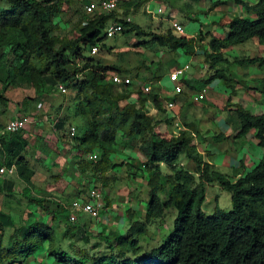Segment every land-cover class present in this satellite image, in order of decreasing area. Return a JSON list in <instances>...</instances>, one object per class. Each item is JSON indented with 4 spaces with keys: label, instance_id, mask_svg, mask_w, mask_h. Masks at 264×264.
I'll list each match as a JSON object with an SVG mask.
<instances>
[{
    "label": "trees",
    "instance_id": "1",
    "mask_svg": "<svg viewBox=\"0 0 264 264\" xmlns=\"http://www.w3.org/2000/svg\"><path fill=\"white\" fill-rule=\"evenodd\" d=\"M235 2L252 18L234 17L226 25V38L211 37L204 54L205 63L216 71L208 82L215 78L227 84L232 81L228 69L230 61L224 50L253 39L264 46V0H256L254 4L245 0ZM89 3L90 0H0V81L7 86L30 84L35 87L37 94L29 100L37 107L39 103L49 106L57 87L64 85L68 92L59 95L64 96L66 103L59 106V111L65 106V115L50 121L81 155L80 175L88 171L97 180L104 181L108 173L122 167L126 178L144 181L150 192L146 220L143 224L132 221L126 237L118 231L94 235L102 242H99L100 250L95 252L87 245L76 244L87 243L90 236L84 226L70 225L71 213L64 215V206L58 205L53 211L45 205L46 198L31 196L28 191L25 198L29 207H39L43 218L37 219L38 216L28 212L23 223L15 224L9 214L0 210V264H25L45 246L52 264H264V114L253 115L241 106L236 110L241 126L239 137L256 131L258 146L263 151L259 164L239 178L214 170L193 144L195 136L190 125L167 136L159 131V125L165 120L156 121L151 117L147 103L150 101L163 114H167L168 108L158 94L145 93L143 85L149 80L142 77L139 84L126 86L112 82L113 73L133 80L140 78L142 71L138 70L148 69L145 63L132 71L119 65H104L97 54H91L95 47L99 51L106 47L103 41L112 21L124 24L123 34L134 32L146 38L136 45L138 47L154 45L173 52L186 49V53L191 54L195 39L182 37L172 29L164 33L145 31L133 22L120 21L117 12L87 14L85 6ZM224 4L218 0L212 8ZM67 19L69 25L63 23ZM130 24L134 27L130 28ZM196 39L202 41V35ZM244 63L264 68V58L241 59L240 65ZM218 66L222 68L217 69ZM158 72L159 69L152 73L150 81L154 84L161 78ZM0 101L8 102L4 91L0 93ZM28 103L24 101L18 106ZM8 110L0 109L1 114ZM39 116L43 119V115ZM74 119L84 125L83 134H79L78 120ZM170 124L174 127V118L169 120ZM40 125L36 123L35 128L38 130ZM72 127L77 129L74 137L70 136ZM35 131L29 126L23 133L0 136V168L15 167L25 190L34 186L35 171L28 160L29 152L34 151L31 140H43L35 137ZM127 147L138 150L144 161L121 160L123 149ZM95 154L97 158L91 159ZM181 155L188 158L191 170L177 169ZM9 176L0 179L1 195L12 196L15 192L16 183L6 179ZM213 182L231 193V211L218 206L211 215L203 211L207 184ZM103 188L107 187L103 185ZM161 195L166 198L163 200ZM170 208L178 213L174 231L157 249L131 262L127 256L138 252L139 238L147 233L146 226L152 219H163ZM127 215L128 219L133 216L130 211ZM45 217H51L50 221ZM65 222V234L73 232L69 249H64L57 238V228ZM7 228L12 229L9 236ZM103 243L106 250L101 249Z\"/></svg>",
    "mask_w": 264,
    "mask_h": 264
},
{
    "label": "crops",
    "instance_id": "2",
    "mask_svg": "<svg viewBox=\"0 0 264 264\" xmlns=\"http://www.w3.org/2000/svg\"><path fill=\"white\" fill-rule=\"evenodd\" d=\"M101 0H90V3H98ZM246 1V0H245ZM249 1V0H248ZM153 2V0H120L119 1V7L117 14H122L119 17L124 16H130V14H136L138 12H142L143 14H149L148 9L146 11L142 10L145 8V5L148 3L150 4ZM182 2V0H176L175 6L172 8V13L175 15L180 14V8L179 4ZM223 2V1H222ZM250 2V1H249ZM224 5H218L216 8H210L208 9L209 14H216L221 13L222 18L220 22H211L212 26L214 27L213 31H207L203 32L202 29L197 31H188L186 25L179 21L177 18H173L172 16L169 21V28H164L163 25H161L158 29L155 28L154 30H147L142 28L138 23L135 26H139L141 29H144L145 31H151L154 33H164L168 29H172V22L176 21L183 25L186 32L184 36L189 39H195V44L193 47V51L191 54L186 53V49H180L175 52L167 49V48H161L165 51L166 57L169 60H174L176 63L174 66L170 69L169 72L166 73V77L169 80V75L171 72H173L175 69L185 65L189 64L191 66V69L189 72L185 74L184 77L181 79V84L184 86L183 93L177 94L174 91V86L170 82L171 90L166 92L165 87L162 86L161 81L158 80L157 83H153L150 80L152 79V74H145L143 76L144 80L149 82L144 83V85H151V91L154 94L159 95V99L164 105H166L167 102H174L176 108H181V106L192 99L194 101V96L201 91V89L197 90L195 87V82L197 81H205L210 85L205 86L207 88V96L203 101L208 103V105L205 106L207 111L213 112L214 116L209 121L204 120V117H199L198 120L194 117L180 119L178 118L176 112L174 117H170L167 114H163L159 111H157L152 103L149 101L147 103V109L149 111V115L153 118H155L156 121H164L166 134H177L180 129H185L186 127H189L187 125H190V128H192L191 133L195 136V145L197 149L205 155V157H208L209 159L215 160L218 158V161L220 162V168H227L226 173H229L233 176H237L239 178L242 176L243 173H245L246 170H250L254 168V165H257L262 157H263V151L260 149V158L258 156L251 155L248 156V154L240 155V153L244 150H246V146L248 143L253 141V139L256 138V131L251 130L246 135L240 136L241 133V126L236 116V110L237 106H241L244 109L251 112L253 115H263L264 114V87L263 91L260 92L257 87L260 82L264 83V68H260L257 64H247L244 63L243 65H240L241 59H247V58H253V57H240L238 54H236V48L241 47H233L227 50H224L225 57L229 59L230 65L228 66V69L232 76V81L228 85H232V94L230 95L228 93V88L224 84L226 83L224 80H220L218 78L212 79L210 82H208L209 77L211 78L216 70H210L207 64L205 63V51L209 48L211 37L226 38V25L231 21L234 17H250L252 16L248 15L243 7L239 4L237 5L235 0H230L228 2H225ZM87 4V5H89ZM147 4V5H148ZM86 5V6H87ZM204 5V4H203ZM85 6V7H86ZM160 9V8H159ZM158 9V10H159ZM204 12V11H203ZM227 16L226 21L223 20V17ZM190 21H195L197 18L194 13H191L188 16ZM133 21V20H132ZM222 28L223 33L218 34L219 29ZM199 35H202V41L200 39H196ZM143 41V40H141ZM254 45L257 46V48L261 52H257V56L264 58V49H262L261 45L259 44L257 39H253ZM246 44V43H245ZM150 47L156 49L154 45H149ZM153 49V50H154ZM99 53V52H98ZM97 53V54H98ZM182 54H185L187 56V59L183 62H180V60L177 61L178 58L181 57ZM154 57L156 60L154 61L155 65L158 64V66L165 61L164 58H159L154 54ZM123 66V65H122ZM139 65H130V66H123L128 70L136 71ZM254 68V72H247L250 70V68ZM222 68V66H218L217 69ZM149 69V68H148ZM145 69L138 70V71H144ZM147 71V69L145 70ZM241 73L243 75H241ZM160 75V73L158 72ZM208 75V76H207ZM161 79V78H160ZM136 83V82H135ZM227 84V83H226ZM218 89V91H216ZM258 90V91H257ZM54 99L50 98L49 102H53ZM10 106V105H9ZM167 107V106H166ZM66 107L63 106V108L59 111L58 109V115L56 116L55 120L59 117H63L65 115ZM53 112V111H52ZM47 114V113H46ZM1 115V111H0ZM21 112L16 113V116H13L12 118H8L6 122L0 121V127L1 125H6L10 120L17 118L18 116H21ZM37 115L40 119L39 123L40 128L35 131V137H41L43 140L40 139H32L31 140V147L34 149L32 152L31 150L28 156V160L30 161L31 166L33 167L35 171V177H34V186L32 187L33 196L37 197H44L46 198V203L51 210H56L58 205H62L65 208H70L73 202L75 201H87L89 197V193L91 190L96 188V184L94 181L100 183V180H97V178L93 177L90 172H82L83 174L80 175L79 169V161L82 160L81 155H78L77 150L74 147V144L70 142V140L64 138L62 133L58 132L54 124L52 122L50 123L49 120L45 122L44 119L40 118V111L37 108ZM174 118V127L169 125V120ZM237 119V120H236ZM78 120V119H74ZM45 122V123H44ZM47 123V125H46ZM177 124L181 126H177ZM47 130H49L47 132ZM164 132V129L162 130V134ZM52 134L53 138L48 137V135L45 136V134ZM67 133V132H66ZM164 135V134H163ZM258 142V141H257ZM53 143L54 150H51L49 148V144ZM194 144V143H193ZM222 144V146H220ZM238 148H236V146ZM259 147V146H258ZM246 153V152H245ZM84 158V157H83ZM46 160V162H45ZM47 165V166H46ZM49 167L50 169L48 170ZM218 167V166H217ZM36 168V169H35ZM84 169V168H83ZM118 169L116 168L113 172H110L107 174V177L110 178L115 174ZM121 170V169H120ZM122 175V173H121ZM228 175V174H227ZM14 176H17L15 173ZM230 176V175H229ZM9 177H13L10 175ZM70 177V178H69ZM123 177H125V174H123ZM2 177L0 178L3 180ZM72 179V180H69ZM139 181L141 179H138ZM24 184V183H23ZM103 191H100V194L103 196L105 200V206L104 207V215H102V218L99 221H96L97 224L93 225L94 230L99 229L98 223H104L109 225V230L106 233H110L114 231L115 229H118L116 226L114 227L113 220H117V216H121V211L124 210V219H128V212L130 211V214H132L134 206L131 205L128 208V197L117 194L114 198L111 195V198L109 199L108 191L103 188V184H100ZM22 187V186H21ZM26 186L24 184V188L22 187L20 190L17 189V186H15V192L12 196H8L11 199L15 197H23L25 198L26 193L29 191L26 189ZM30 189V188H29ZM25 191V192H24ZM98 191V190H97ZM35 194V195H34ZM108 199V200H107ZM111 200V202L109 201ZM120 200L127 205V208L123 209L121 208ZM28 201V200H27ZM109 202V203H107ZM29 206V205H28ZM29 209V208H28ZM130 209V210H129ZM1 210V209H0ZM17 210V209H13ZM41 210V209H39ZM3 211H6L5 208H3ZM12 211V210H11ZM36 211V208H35ZM26 212V211H25ZM23 214L22 217L16 218L11 213H7L11 216V220L15 224L23 223L24 220L27 218L28 212ZM34 216H38L37 219L43 218V214L36 213L33 211H30ZM40 215V216H39ZM85 214H78L77 221L71 222L72 224H75L78 222V219L83 220L81 224L85 225L84 221L86 219L84 218ZM89 216V215H87ZM113 216H116L115 219H113ZM90 217V216H89ZM90 221L94 222L95 219L90 217ZM51 217H45V220L48 222L50 221ZM111 220V221H110ZM113 223V224H112ZM101 225V224H100ZM59 230H63L66 228V226L63 227V223L58 227ZM104 229V227H103ZM99 230H102L99 229ZM119 231V230H118ZM101 232V231H100ZM99 231H96L95 235L100 233ZM12 233L11 228L6 229V235L9 236ZM65 233V232H64ZM46 248L44 247L42 251L38 253L35 257H33L28 264H48V255L46 254ZM66 249V248H64ZM49 264H52V261L49 260Z\"/></svg>",
    "mask_w": 264,
    "mask_h": 264
},
{
    "label": "rangeland",
    "instance_id": "3",
    "mask_svg": "<svg viewBox=\"0 0 264 264\" xmlns=\"http://www.w3.org/2000/svg\"><path fill=\"white\" fill-rule=\"evenodd\" d=\"M176 0H153L150 4H146L145 8L142 10L146 11L148 9L149 14H143L142 12H138L136 14H130V16L133 19V24L137 25L138 23L142 28L147 30H154L155 28H159L161 25L164 26V28H169V21L170 17L177 18L179 21L184 23L186 27L188 28V31H199L202 29L203 32L207 31H213L214 27L212 26L211 22H220L222 18L221 13L216 14H209L208 9L212 8V5L215 3V1L218 0H182L179 4L180 8V14L175 15L172 13V8L175 6ZM223 2H228L230 0H220ZM248 1V0H246ZM251 4H254L256 0H249ZM204 4V5H203ZM68 8V7H67ZM161 8L163 10L162 13L158 12V9ZM204 11V12H203ZM194 13L196 16L195 21H190L188 16ZM122 14H119L121 16ZM227 16L223 17V20L226 21ZM63 23H66L69 25L68 19L65 20ZM130 28L134 27L132 24L129 25ZM63 33V32H61ZM223 33L222 28L219 29L218 34ZM146 38H141L136 36L134 32L132 33H126V34H119L114 38H105L103 41L104 45L106 47H101L99 53L97 54V58L100 60V62L104 65H119V66H130V65H139L138 67L142 66V63H145L149 69L147 71H142L140 78H137L134 80V84H139V82L142 80V77L144 76V72L146 74H152L155 73L159 69V73L161 75V84L165 87V91L168 92L171 89L170 82L168 81L166 77V73L170 71V69L174 66L176 61L169 60L166 57L165 51L159 47L156 49L148 46V47H138L136 46L141 40H145ZM156 47V46H155ZM262 49H264V46H262ZM154 49V50H153ZM257 52H261L257 46L254 45V41L250 40L246 42V44L241 45V47L236 48V54H238L240 57L248 56V57H255L257 56ZM154 54L158 56L159 58H164L165 61L161 63L159 66L158 64L155 65L154 61L156 58L154 57ZM187 59V56L185 54H182L180 58L177 59L180 60V62H183ZM247 72H254V68H250ZM241 75H243L241 73ZM208 76V75H207ZM132 79V78H131ZM210 79V77H209ZM208 79V80H209ZM136 82V83H135ZM228 88V93L232 94V85H228L224 83ZM195 87L197 90L202 89L206 85L210 87L208 83L205 85V81H197L195 82ZM257 89L262 92L264 83L257 84ZM7 89V90H6ZM257 90V91H258ZM1 91H4L6 94V99H8V102L5 104L4 102L0 101V109L5 110L9 109L5 114L0 115V121L6 122L8 118H12L13 116H16V113L21 112L22 113H30L31 116L36 117L37 115V104L31 103L29 99L34 98L37 94V90L35 87H33L30 84H24L21 87H14V86H7L6 83H3L0 81V93ZM218 91V89L216 90ZM70 97L72 98V94L70 92ZM53 99V98H52ZM24 101H28V105H22L18 106L20 103H23ZM65 102L64 96H60L58 93H55L54 100L52 103H50L49 106L46 105L45 113L49 116L50 120H55L56 116L59 114L58 109L59 106L63 105ZM32 104V105H31ZM52 104V105H51ZM69 104V103H68ZM10 105V106H9ZM208 105L205 101L195 102L189 100L182 105L181 108H174V109H167V113L170 117H174L175 113L177 114L178 118L180 119H186L194 117L198 120V118L201 116L204 117V120L209 121L211 118H213L214 114L211 111H207L205 106ZM71 108V106H70ZM53 111V112H52ZM176 116V115H175ZM200 119V118H199ZM237 120V119H236ZM51 123V121H50ZM76 123L79 126V134L84 133V125L80 120L76 121ZM35 125H32L35 128ZM47 125V123H46ZM165 124L159 125L158 129L162 133V130L164 129L163 134L167 136L166 130H165ZM181 126V125H180ZM182 130V129H180ZM49 130H47L48 132ZM68 133V132H67ZM48 135V137L53 138L52 134L46 133L45 136ZM45 139V138H43ZM55 139V138H53ZM195 141V138H194ZM193 141L194 145L195 142ZM53 143L49 144V148L51 150H54ZM196 146V145H195ZM222 146V144H220ZM239 145L236 146L238 148ZM246 150L242 151L240 155L248 154V156H258L260 158V149L258 147L257 139H253L248 145L246 146ZM198 150V149H197ZM198 152L203 155L204 160L207 161L212 165V168L214 170H217L223 174H228L232 176L229 173H226L227 168H220V162L218 161V158L215 160L209 159L208 157H205L204 154H202L199 150ZM246 152V153H245ZM121 160L126 161L129 163L130 159H139L140 161H144L143 155L138 152V150L133 149L131 147H127L123 149V155ZM46 162V160H45ZM259 164V163H258ZM257 164V165H258ZM254 165V168L257 166ZM47 166V165H46ZM218 166V167H217ZM177 169L180 168H186L191 170V164L188 161V158L185 155H181L179 158V161L177 163ZM48 170L50 169L47 167ZM119 168V167H118ZM36 169V168H35ZM124 168L121 167V170L118 169V171L113 174L112 177L106 179L103 181V179L100 180V183L96 182V189L98 191L104 192L100 184L105 185L107 188H105L108 191L109 199L111 198V195L113 198L119 194L128 197V208L131 205H135L133 212H132V218L131 219H124V210H120L121 216H117V220H113L114 227L116 226L118 229H115L114 231H118L121 234H126L125 237L129 233V228L131 227L132 221H137L139 224H143V222L146 220V215L148 213V204L150 199V192L149 187L147 184L144 183L142 180H136L132 181L126 177H123ZM167 172V170H165ZM237 177V176H233ZM11 179L16 183L17 189L20 190L22 187L24 188V184L18 179L17 176L13 177H6V179ZM70 178V177H69ZM4 179V178H3ZM72 180V179H69ZM22 186V187H21ZM30 191L29 195H33L32 188L28 189ZM35 195V194H34ZM37 197V196H36ZM161 198L164 200L166 197L161 195ZM111 202V200H109ZM105 203V200L103 201ZM121 208L123 207L126 209L127 205H125L120 200ZM29 203L26 198L23 197H15L10 198L6 195L0 194V209L3 211V208H5L6 213H11L14 217L20 218L23 216L24 212H36V213H42L41 210H39V207H36L32 205L31 207L28 206ZM219 207L221 210L224 211H231L233 209L232 207V201H231V193L225 190L218 182H213L210 184H207V198L203 205V211L206 215H211L216 207ZM29 208V209H28ZM36 208V211H35ZM17 209V210H13ZM12 210V211H11ZM5 212V211H4ZM25 212V213H26ZM71 213L70 208H66V212L64 215H69ZM104 215V212L102 213ZM177 210L174 208H170L166 210L165 216L163 219H152L150 223L146 226L147 233H144L139 238V248L138 252L135 254L134 252H130L128 254V258L131 259V262H134L138 258H142V256L146 253L151 252L154 249H157L163 242L166 240V238L174 231L175 227V220L177 218ZM40 216V215H39ZM84 218L86 221H84L85 225L81 224L83 220L78 219V222L75 223L76 226H84L88 231V242L85 243L84 241H79L76 244L80 246H86L87 248H94L95 252L100 247L99 240L97 237H94L96 231H101L106 234L108 231L107 228H109L108 224L104 223H98L99 229L102 228V230H94L95 224H97L96 220L94 222L90 221V217L85 214ZM116 216H113V219H115ZM111 221V220H110ZM69 223L70 220L68 221ZM67 222L63 223V227L67 226ZM113 224V223H112ZM70 225H73L72 223ZM104 227V229H103ZM106 231V232H105ZM58 232V241L59 243L66 249L70 248V244L73 243L71 239L70 234H65L63 230H59L57 228ZM100 232V233H101ZM8 235V234H7ZM86 237V236H85ZM75 241H77V238H75ZM102 243V242H100ZM105 245V246H104ZM128 247V246H127ZM106 244L103 243L102 250H106ZM100 250V249H98ZM116 254L118 250L116 249ZM38 255V253L36 254ZM118 255V254H117ZM48 264L49 258H48ZM29 262H26L25 264H28ZM31 264V262H30Z\"/></svg>",
    "mask_w": 264,
    "mask_h": 264
},
{
    "label": "built area",
    "instance_id": "4",
    "mask_svg": "<svg viewBox=\"0 0 264 264\" xmlns=\"http://www.w3.org/2000/svg\"><path fill=\"white\" fill-rule=\"evenodd\" d=\"M119 1L120 0H101L97 4L91 3L85 7L87 14L95 13L96 11L101 12H117L119 8ZM159 13H162L163 10L160 8L158 10ZM120 21H125L126 23L133 22L131 16H124L119 17ZM124 24L119 21H112L108 27L106 28V38H114L119 34H122L124 32ZM172 30L180 35L184 36L186 30L183 27L182 24L179 22H172ZM99 52V49L97 47L92 49L91 54L95 55ZM191 69V66L189 64H185L177 69H175L173 72L169 75V80L174 86V91L177 94L183 93L184 86L181 84L182 77L185 76L187 72H189ZM111 80L114 84L126 86L134 83V80L131 79V77H124L118 73L111 74ZM143 89L145 93L151 92V85H143ZM68 92L67 88L64 85H59L57 87L56 93L58 94H66ZM207 96V88L201 89L200 92H198L194 96L195 102H200L205 99ZM166 106L168 109H174L175 103L174 102H167ZM38 110L40 111V114L43 115V119L45 121L49 120L47 114L45 113L46 106L43 103L38 104ZM40 119L36 118L31 115H23L17 118H14L10 120L3 128L0 129V136L5 134H15L18 132L25 131L29 126H32L36 123H39ZM179 127L180 125L177 124ZM77 129L76 127L71 128L70 136L74 137L76 135ZM96 154L91 157V159H96ZM16 173V168H7L6 166H3L0 168V177L6 176V175H14ZM104 198L103 196L97 191V190H91L89 193V197L87 201H75L70 206L71 209V215H70V222H76L78 214H86L95 219L96 221H99L102 218V212L105 207V203H103Z\"/></svg>",
    "mask_w": 264,
    "mask_h": 264
},
{
    "label": "clouds",
    "instance_id": "5",
    "mask_svg": "<svg viewBox=\"0 0 264 264\" xmlns=\"http://www.w3.org/2000/svg\"><path fill=\"white\" fill-rule=\"evenodd\" d=\"M93 190H97V189H93ZM100 193V191H98ZM102 194V193H101Z\"/></svg>",
    "mask_w": 264,
    "mask_h": 264
}]
</instances>
